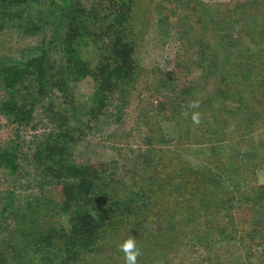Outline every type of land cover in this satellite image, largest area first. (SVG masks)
Returning a JSON list of instances; mask_svg holds the SVG:
<instances>
[{
  "label": "trees",
  "instance_id": "trees-1",
  "mask_svg": "<svg viewBox=\"0 0 264 264\" xmlns=\"http://www.w3.org/2000/svg\"><path fill=\"white\" fill-rule=\"evenodd\" d=\"M154 22L160 31L174 28L183 42L176 55L182 73H153L146 90L154 83L159 109L170 110L176 126L180 118L191 123L176 129L187 146L154 149L147 141L144 151L130 149L132 161L77 164L72 151L91 123L110 105L119 117L124 104L113 103L115 97L127 102L139 84L133 55ZM8 28L25 36L49 28L50 37L32 56L0 59V114L22 126L39 105L51 130L34 146L30 182L20 181L18 131L0 146V169L12 183L1 198L0 264H125L118 244L129 235L142 249L138 264H173L171 254L188 235L204 248L248 239L247 257H264V187L239 186L240 142L248 134L264 137V0H0V31ZM211 43L224 55L210 52ZM219 62L229 69L226 81L231 74L240 80V93L226 86L201 97L196 84H179L193 68L207 78ZM85 78L93 83L88 96L76 88ZM27 84L32 90L21 93ZM216 99L222 106L212 110ZM192 101L199 107L191 108ZM195 111L198 125L191 120ZM219 131L222 142L213 140ZM206 152L221 162L209 160L201 170L178 158ZM24 186L30 191L16 192ZM237 202L262 209L259 220L232 214Z\"/></svg>",
  "mask_w": 264,
  "mask_h": 264
},
{
  "label": "rangeland",
  "instance_id": "rangeland-1",
  "mask_svg": "<svg viewBox=\"0 0 264 264\" xmlns=\"http://www.w3.org/2000/svg\"><path fill=\"white\" fill-rule=\"evenodd\" d=\"M81 1L83 4H88V0ZM203 1L208 2L210 0ZM153 24L155 25H149L146 35H144L135 55H133L134 63H136V67H138L139 75L137 82L139 84L136 89L131 92L127 102L121 101L115 97L113 103L123 102L124 104L122 105L123 110L119 117L117 116L116 109L110 105L98 120L91 123V130L75 144L72 151L71 157L77 164L91 162L103 163L112 159H115L118 164H121L126 158L129 160V157L132 161L133 154L135 155L136 153H131L130 149H133V151H144V149L147 148L145 145L147 141L151 144L155 143V146L152 147L154 149H157L156 147L158 145H161L163 149L167 148L166 145H168L169 148L167 149L170 150L187 146L178 135L177 130H188L191 123H189L188 120L180 118L176 126L174 122L170 120L172 116L169 113H171V111L159 109L158 104L161 97L155 90L154 83L150 89L146 90V86L149 84V79L153 73L159 74L162 71L169 72V74H172L175 78L177 76L180 77V72L182 73L180 67L176 65V55L179 52H183L181 47L183 46V42L180 44L174 28L171 26L164 25L162 31H160L156 23L154 22ZM233 28L237 30L236 25H234ZM40 35L25 36L20 34L18 29L12 28L0 31V59L2 58L9 63L34 55L36 53V47L42 44L44 40L45 42L49 40V28L42 29ZM210 46L212 47L210 52H218L219 56L224 55L223 49L220 51L213 49L215 43H211ZM237 48H239V46ZM58 54L59 52L56 48L50 53V55L53 56V58H51L54 60L59 57ZM185 63L190 67L188 62L185 61ZM219 65H221V67L217 71L216 67L213 68V66H211L210 74L207 78L203 77L201 70L197 68V70H195L193 68V71L191 70L189 74L185 75L182 79L179 78V80L181 79L179 84H196L195 86L198 88L196 96L198 95L201 97L210 98L216 94L218 89L223 90L226 86H228L229 93L231 91L240 93L243 90L241 86L238 87V83L241 85L240 80H236V76L231 74L226 81V78H224L226 77L225 71L228 72L229 69L222 62H219ZM231 71H234V69ZM211 72L214 73L211 74ZM76 88L79 94L88 96L92 92L93 83L90 79L85 78L77 84ZM27 90H32L28 84L26 85V89L21 93H26ZM4 95L2 88H0V100ZM44 103L48 104V101L45 100ZM221 106L219 100L216 99L211 109L214 110L215 108L219 110ZM260 107L262 108L264 105H260ZM16 130L19 134L16 142L19 143L21 162L19 174L20 181L30 182L34 176L33 166L31 165L34 146L39 139L51 130V125L48 124V118L44 115L39 105L32 119L22 126L9 122L6 117L0 114V146L9 143L10 139L15 138ZM250 135L251 134H248L249 137L246 141L243 143L240 142L239 144V147L242 148L241 159L244 162L241 164L244 171L242 172V179L239 186L241 188L247 186L249 190L255 186L264 187V137L259 134H255L254 136ZM219 138H221L220 131L213 140ZM206 145L212 144L207 143ZM173 156H177V153H174ZM178 158L187 160L193 169L201 170L204 169L203 167L206 166L205 163L209 160H212L215 164L221 162L219 156H208L207 152L202 153L201 158L189 157L186 154L179 155ZM238 171L240 170L238 169ZM232 174L231 178H234L235 173ZM232 182L234 183L233 179ZM11 186L10 177H7L0 169V209L2 206L1 198L4 192ZM21 188H24V190ZM21 188L18 187L16 192L23 194L24 192L27 193L30 191V189H25L26 186ZM256 191L257 190H254V193H256ZM227 205L226 203L225 206ZM244 208L245 207L241 206L240 202H237L236 206L235 204L232 205L230 211L232 214H234L233 211H235L236 217H239L242 213L247 214L248 218L251 217V223L259 220L262 209L246 210ZM201 222L204 221L201 220ZM244 226H246V223H243V226L239 224V234L242 236L241 229ZM195 231L194 228V232ZM189 236L190 235L185 238L184 245L180 246L177 252L171 254L173 264H262L264 262V259H261V257H264L260 254H256L252 258L247 257L246 254L248 249L245 245L248 239H244L243 241L230 239L221 244L212 243L208 245L209 248H204L202 245L190 240Z\"/></svg>",
  "mask_w": 264,
  "mask_h": 264
},
{
  "label": "clouds",
  "instance_id": "clouds-1",
  "mask_svg": "<svg viewBox=\"0 0 264 264\" xmlns=\"http://www.w3.org/2000/svg\"><path fill=\"white\" fill-rule=\"evenodd\" d=\"M191 108H198L199 101H192L189 105ZM187 116L188 113H185ZM201 114L198 111L191 113V120L193 124L198 125L200 123ZM118 249L123 253V259L125 264H138V258L142 255V249L138 246L137 240L133 235H129L120 244Z\"/></svg>",
  "mask_w": 264,
  "mask_h": 264
}]
</instances>
